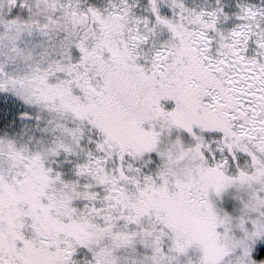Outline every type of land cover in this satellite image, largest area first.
Masks as SVG:
<instances>
[{
    "label": "snow or ice",
    "instance_id": "obj_1",
    "mask_svg": "<svg viewBox=\"0 0 264 264\" xmlns=\"http://www.w3.org/2000/svg\"><path fill=\"white\" fill-rule=\"evenodd\" d=\"M0 264H264V0H0Z\"/></svg>",
    "mask_w": 264,
    "mask_h": 264
}]
</instances>
